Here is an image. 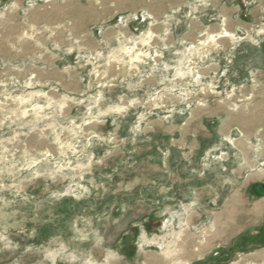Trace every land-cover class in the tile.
<instances>
[{
	"label": "rangeland",
	"instance_id": "1",
	"mask_svg": "<svg viewBox=\"0 0 264 264\" xmlns=\"http://www.w3.org/2000/svg\"><path fill=\"white\" fill-rule=\"evenodd\" d=\"M134 35L76 97L0 74V264H264V27ZM172 184L208 213L191 231L158 218Z\"/></svg>",
	"mask_w": 264,
	"mask_h": 264
},
{
	"label": "crops",
	"instance_id": "2",
	"mask_svg": "<svg viewBox=\"0 0 264 264\" xmlns=\"http://www.w3.org/2000/svg\"><path fill=\"white\" fill-rule=\"evenodd\" d=\"M260 27L264 0H0V74L76 97L91 88L88 64L127 39L121 37L140 32L181 44L206 34L225 39ZM228 130L222 122L219 133ZM182 134L186 136V130ZM244 165L235 169L242 171ZM152 171L160 168L153 166ZM180 185L172 184L157 200L163 204L158 218L169 223L185 220L191 231L196 224L192 220L208 213L200 210L198 197L187 196L184 184L185 195ZM230 209L231 205L226 214L214 215L221 235L229 230ZM261 223L249 243L261 244L264 219Z\"/></svg>",
	"mask_w": 264,
	"mask_h": 264
},
{
	"label": "trees",
	"instance_id": "3",
	"mask_svg": "<svg viewBox=\"0 0 264 264\" xmlns=\"http://www.w3.org/2000/svg\"><path fill=\"white\" fill-rule=\"evenodd\" d=\"M264 184H256L251 187V193L256 196V198L264 197Z\"/></svg>",
	"mask_w": 264,
	"mask_h": 264
},
{
	"label": "built area",
	"instance_id": "4",
	"mask_svg": "<svg viewBox=\"0 0 264 264\" xmlns=\"http://www.w3.org/2000/svg\"><path fill=\"white\" fill-rule=\"evenodd\" d=\"M98 62H97V60H92L91 61V65H93V64H97Z\"/></svg>",
	"mask_w": 264,
	"mask_h": 264
},
{
	"label": "bare ground",
	"instance_id": "5",
	"mask_svg": "<svg viewBox=\"0 0 264 264\" xmlns=\"http://www.w3.org/2000/svg\"><path fill=\"white\" fill-rule=\"evenodd\" d=\"M253 119V117H249V120H252ZM254 120V119H253Z\"/></svg>",
	"mask_w": 264,
	"mask_h": 264
},
{
	"label": "water",
	"instance_id": "6",
	"mask_svg": "<svg viewBox=\"0 0 264 264\" xmlns=\"http://www.w3.org/2000/svg\"><path fill=\"white\" fill-rule=\"evenodd\" d=\"M264 186V185H263Z\"/></svg>",
	"mask_w": 264,
	"mask_h": 264
}]
</instances>
